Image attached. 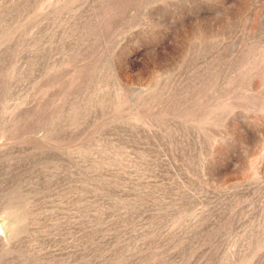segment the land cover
Segmentation results:
<instances>
[{
	"label": "rangeland",
	"instance_id": "374dc122",
	"mask_svg": "<svg viewBox=\"0 0 264 264\" xmlns=\"http://www.w3.org/2000/svg\"><path fill=\"white\" fill-rule=\"evenodd\" d=\"M0 264H264V0H0Z\"/></svg>",
	"mask_w": 264,
	"mask_h": 264
}]
</instances>
